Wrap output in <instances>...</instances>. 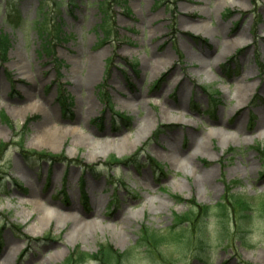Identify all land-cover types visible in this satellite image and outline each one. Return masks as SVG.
<instances>
[{"label":"rangeland","instance_id":"rangeland-1","mask_svg":"<svg viewBox=\"0 0 264 264\" xmlns=\"http://www.w3.org/2000/svg\"><path fill=\"white\" fill-rule=\"evenodd\" d=\"M101 1L0 0V264L104 243L119 264H264L258 199L245 245L234 216L222 238L214 208L204 240L199 210L183 242L140 244L193 201L264 194V0H127L108 27Z\"/></svg>","mask_w":264,"mask_h":264},{"label":"trees","instance_id":"trees-1","mask_svg":"<svg viewBox=\"0 0 264 264\" xmlns=\"http://www.w3.org/2000/svg\"><path fill=\"white\" fill-rule=\"evenodd\" d=\"M127 0H102L100 2V6H101V10L104 13V17L105 20H103V22L100 24V27H108L109 26V17H110V12L112 9V3L114 5H117V3H119L120 5L123 6V8L126 5ZM57 5H59L60 3L56 2ZM44 8L45 5L41 8L42 14L44 15ZM41 25V24H40ZM61 28L60 23H57V30H59ZM47 32V27H42L41 28V35H44V33ZM9 39L5 36L2 35L0 33V57L2 60L6 59V55L8 53L9 50ZM45 44L49 47V43L45 42ZM117 116L119 117V115L117 114ZM121 117V116H120ZM7 120V119H6ZM7 123H9V121L7 120ZM258 151L261 152L262 154H264L263 149L258 146ZM39 154V153H37ZM40 157H42L41 155H39ZM134 156L131 157H127V158H123L125 160H121L118 159L115 155L111 156L110 158V162H128L133 160ZM226 195V194H225ZM228 198H222V200H220L215 206H203L200 204H197L195 201H193L190 205H191V209L187 212H183V213H174V224L173 226H171L170 228H168L167 231H157V230H151L149 229L147 226H145L142 230V238L140 239V244H142L145 247H150V249L152 250L154 249H158L161 244H163L164 242L171 240V241H178V242H183V240H181L183 237L185 238V234L189 233L188 230H186V228L184 227L186 222H190V226H194L195 223V219H198V217H200L201 215L199 214L198 216V211H202L203 215L201 218V227L199 230L200 233V237L203 239L204 234H205V228H206V223L204 221L205 217L207 215H209V213H211L210 209H212V211L214 210H218L219 211V217L222 219L221 220V227L220 229V233L223 236L222 238L226 239L229 236L227 235L228 232V224L226 222L225 219H228V216H234L235 217V227L237 228V232L239 233V240L240 242H242V244H246V240H245V235L248 233L246 231L245 228V224L246 221H250L252 214L254 215L257 207L260 210V206L256 205V203L254 202L255 200H260V204H261V200H264V194L262 195H258L261 196L259 198H256L255 196L252 198H248L242 194L239 193H234L232 191V194H228ZM227 196V195H226ZM261 198V199H260ZM176 199L178 201L183 202V198L180 196H176ZM218 206V207H217ZM261 214L264 215V211H261ZM241 218V220H240ZM181 226V229L179 231H177L176 229ZM167 232H170L171 234L169 236L166 235ZM230 234V233H229ZM236 236V235H235ZM200 246H203V243L201 241ZM199 246V247H200ZM202 250L204 248H201ZM150 250V252H151ZM153 252V251H152ZM89 258H93L96 261L102 263V264H119L121 263L122 259L124 258V255L120 254L118 250H115L113 248V246L109 243H104L102 244L99 249L98 252H96V254H89L86 252H79V254H74L73 256L69 257L66 261V264H80L85 262L87 259Z\"/></svg>","mask_w":264,"mask_h":264},{"label":"bare ground","instance_id":"bare-ground-1","mask_svg":"<svg viewBox=\"0 0 264 264\" xmlns=\"http://www.w3.org/2000/svg\"><path fill=\"white\" fill-rule=\"evenodd\" d=\"M239 104L241 105L242 103L240 102V100H239ZM239 106V105H238ZM41 108V104L38 102V101H35L32 105H30V107H29V109L30 110H32V111H36V110H38V109H40ZM175 165H177L178 166V168H184V167H186V165H187V163L186 162H184V160H180V159H178L177 160V163H175ZM48 202H50V201H48ZM46 203H47V200H45V202L42 200V198H40V199H36L35 201H34V204L35 205H46ZM52 216V213L51 212H48V214L47 215H45V217H43V219H41V221L43 220V221H47V222H49V218ZM94 225H97L98 223H100V222H98L97 223V221H93L92 222ZM34 228H36V225L34 226ZM32 233H36V231L35 230H32ZM122 235V234H121Z\"/></svg>","mask_w":264,"mask_h":264}]
</instances>
